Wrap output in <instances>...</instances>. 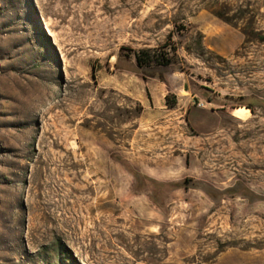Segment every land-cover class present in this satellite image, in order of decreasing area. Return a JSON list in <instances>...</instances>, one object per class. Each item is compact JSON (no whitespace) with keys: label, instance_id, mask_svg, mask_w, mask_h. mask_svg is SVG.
<instances>
[{"label":"rangeland","instance_id":"374dc122","mask_svg":"<svg viewBox=\"0 0 264 264\" xmlns=\"http://www.w3.org/2000/svg\"><path fill=\"white\" fill-rule=\"evenodd\" d=\"M0 264H264V0H0Z\"/></svg>","mask_w":264,"mask_h":264},{"label":"trees","instance_id":"16d2710c","mask_svg":"<svg viewBox=\"0 0 264 264\" xmlns=\"http://www.w3.org/2000/svg\"><path fill=\"white\" fill-rule=\"evenodd\" d=\"M172 53L169 52H163L159 50L158 48H141L132 50L131 53L128 55V57H132L135 66L139 70H143L146 68H149L153 65H170L173 62V57L175 55L176 49L174 47L171 48ZM174 104H169V107H172ZM134 177L136 180H138V177L140 176L139 173L135 172ZM175 187H181V185H188L186 183H174L172 184ZM201 190L205 192L210 198L216 199L217 193H219L218 190L208 187H201ZM232 189L224 190L225 193H230Z\"/></svg>","mask_w":264,"mask_h":264},{"label":"bare ground","instance_id":"6f19581e","mask_svg":"<svg viewBox=\"0 0 264 264\" xmlns=\"http://www.w3.org/2000/svg\"><path fill=\"white\" fill-rule=\"evenodd\" d=\"M153 230V229H152Z\"/></svg>","mask_w":264,"mask_h":264}]
</instances>
